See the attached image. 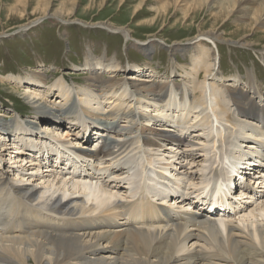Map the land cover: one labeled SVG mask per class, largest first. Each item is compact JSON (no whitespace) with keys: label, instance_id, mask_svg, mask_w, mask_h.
Instances as JSON below:
<instances>
[{"label":"rangeland","instance_id":"1","mask_svg":"<svg viewBox=\"0 0 264 264\" xmlns=\"http://www.w3.org/2000/svg\"><path fill=\"white\" fill-rule=\"evenodd\" d=\"M237 1L239 3L231 9L222 0H0V76L4 78L0 79V123L9 127L8 134L0 131V178H7L15 184L36 185L41 190L50 186L51 182L42 184L47 179L63 181L58 175L61 171L62 177L71 179L75 173L72 174L65 157L60 156L55 161L56 152L62 151L64 154L61 155L71 159L72 164L76 163L80 173L84 171V175L91 176L94 181L111 184L115 182L114 178L121 181V186L115 190L121 197L133 198L144 186L148 199L159 204L167 193V187L184 196L206 191L213 172H216L224 202L229 204V209L236 204L231 213L235 224L242 220L247 224L255 217L256 224L259 220L262 223L263 212L258 209L264 210V184L257 182L258 174L253 166L247 167L250 170L248 175H243L239 168L241 164H246L249 156L255 157L257 153H261L258 159L255 158L257 161L264 159V135L253 128L254 123L241 126L245 123L226 122V114H232L233 107L225 98L224 88L234 84L236 75L245 80L254 74L252 78L258 88L252 89L246 84L238 87L245 90L264 111V0ZM45 12L47 16L43 15ZM38 20L41 21L29 26ZM81 23L89 27H83ZM98 24L123 28L128 33L126 39L130 40L124 41L120 33L91 27ZM25 26L32 28L18 31L19 27ZM214 28L222 34L223 40L217 44L219 70L218 53L211 42H196L197 46L193 41L194 48L206 50L209 54L213 52L214 56L207 61L205 59L210 65L205 66L215 75L211 80L208 74L204 75L203 69H199L201 76L194 79L195 70H198L195 67L201 57L194 58L193 66L190 61L192 50L185 54L180 51L170 54L167 48L191 42L199 32ZM150 42L160 46L144 55L138 46ZM103 56L111 60L108 62L110 67L118 70L102 74V80L111 76L119 82L131 83L130 79L136 77L141 82L163 84L167 87L166 99L170 109L157 110L159 107L154 103L144 98L135 99L129 88L119 86L116 93L123 94V98L117 102L121 105L120 114L114 123L116 128H132L134 131L121 138L127 144L118 157L84 160L85 166L80 163L79 167V156L71 154L73 148L94 153L103 146V140L93 133L90 139L85 140V133L70 129L69 120L88 117L87 125L92 127L94 123L88 115L96 114L98 119H91L105 123L113 121L109 113L116 110L117 103L113 105L106 100L109 96L85 88L89 78L88 66L98 61L88 60L102 59ZM32 73L45 75L47 82L35 85L29 75ZM202 80H206L205 83ZM179 90L185 97V111L179 109ZM201 90L206 93L205 96ZM213 102L217 106L213 107ZM71 105L76 115L69 118L62 114L64 119L60 122L54 123L53 119L42 115L44 109L55 115L57 111L65 112ZM131 111L136 114L133 121L121 116ZM237 120L241 122L244 119L238 117ZM177 121L178 124L181 121L184 123L177 126ZM155 132L173 135L180 139V143L164 142L152 148L141 146L136 138L143 133L155 139ZM108 136L114 137L113 134ZM242 142L257 146L258 151H250ZM61 143H64L63 146H60ZM236 165L233 181L234 173L230 171ZM45 166H50L54 177H50ZM242 177L252 182H245ZM232 182L246 183L250 188L259 189V194L240 198V187L233 188ZM153 189L158 191L159 196L149 194ZM227 200L231 202L227 203ZM233 201L237 202L233 204ZM197 208L202 209V205Z\"/></svg>","mask_w":264,"mask_h":264},{"label":"bare ground","instance_id":"2","mask_svg":"<svg viewBox=\"0 0 264 264\" xmlns=\"http://www.w3.org/2000/svg\"><path fill=\"white\" fill-rule=\"evenodd\" d=\"M222 1L228 3L231 9L239 3L237 0ZM10 11L15 12L14 9H10ZM66 11L68 12V10ZM46 12L43 13V15H46ZM39 21L41 20L30 23L29 26L36 25ZM63 23L65 24L67 22L64 21ZM29 26L19 27L18 31H28L32 28ZM81 26L89 27L82 23ZM102 26V24H98L91 27L104 28L106 31L120 33L124 41L128 42V40H130L126 39L128 33L125 29L108 27L106 25ZM193 41L195 44L201 41L204 43L211 42L212 47H214L218 53L216 55L219 57L217 66V70H219L220 54L217 44L223 41L222 34L214 28L213 30L199 32L197 37L191 42L182 45H169V48H167L170 54L175 51H180L185 54L192 50L193 54L190 61L193 66L195 61L194 58L200 59L201 57L195 67H198V70L194 69L196 71L194 79L195 77L200 78L201 73L199 69H203L204 75L208 74L211 80H213L215 75H212V70H207L208 67L206 69L205 66L208 63L205 62V59L207 61V58L210 59V57L214 56L212 54L213 52L211 51L212 53L209 54L210 52L207 53L205 52L206 50L202 51L198 48H194ZM159 46L160 44L157 45L150 42L138 46V49L142 51L144 55H148L152 51L154 52L156 48L158 49ZM262 52L264 53V49ZM89 55L92 54L90 53ZM214 58H211L213 62ZM88 61L96 62L88 66L87 72L89 78L86 79L88 83L85 85V88L91 89L90 91L101 92L103 96H109L106 100L110 102V104L114 105V103L119 102L123 98V94L117 95L116 89L124 85L132 92L133 98L147 99L151 103H154L155 106L159 107L157 110H164L165 108L170 109V104H167V87L165 85L151 83L152 81L143 80L141 82V80L136 77L134 79L129 78L131 83L119 82L120 80H117L115 77L112 78L111 76L106 80H102V74L115 73V70L118 69H113L114 67L112 66L110 67V63L108 62L111 60L107 59L105 56H103L102 59L90 58ZM29 75L35 85L39 86L46 81V76L40 75V73H32ZM2 77L3 76H0V79H4ZM247 77L243 80L241 75H236L233 85L229 87L225 86V88L223 87L226 94L225 98H227L228 102H230L233 107V113L226 114V122L233 121L238 124L244 122L245 124H241V126H248V124L254 123L253 128L258 129L260 131L259 133L264 135V111L259 109L245 90L238 87L242 84H246L252 89L256 87L257 83L253 79L254 74ZM203 79H205V77ZM185 83L189 82L185 81ZM193 83H195V80ZM197 86H199L198 83ZM175 87L179 88L178 86ZM81 90L83 89H80V91ZM191 93H194V91H191ZM178 94L180 95L179 100H181V108L179 109L185 111L186 107L183 108L185 97L181 90L178 91ZM201 94H204L203 91ZM191 98L193 99V97ZM200 99H202V97ZM200 99L198 98V101ZM215 103L216 102H213V107L217 106ZM120 106L121 105L117 103L115 106L116 110L114 109L115 111L113 110L112 113H109L113 121H104L105 123L95 122V120H93L94 117L98 119V117L95 116L96 114L88 115L91 118L93 117V119L90 118L94 123H90L92 127H88L87 125V121L89 120L88 117L78 118V120H76V117L69 120L71 125L70 129L74 131L79 129L82 134L85 133V140L88 137L90 139L91 133L97 135V137L99 136L98 139L103 140V146L94 153L86 149L81 150L75 147L76 149L74 150L73 148V153L71 152V154H76L77 157L79 156L77 158V161L79 160L77 162L79 167H81L80 163L83 164L82 166H85L84 160L89 161L93 158L103 159V157L108 158L114 155L118 157L123 153L122 149L127 143L124 138V140L121 138L127 137V134L129 135L128 132L134 130H132V128H116L114 120L118 114H120ZM193 106L195 105L193 104ZM210 109H212V105ZM174 112L177 111L175 110ZM83 113L87 114L85 111ZM62 114L69 118L72 115H76L72 105L65 110V112L57 111L55 115L45 109L42 113L43 117L46 119H53V121H55L54 123L64 119ZM122 115L131 122L134 120L136 114L131 111L126 116L123 113L121 116ZM238 117L244 120L240 122L237 120ZM183 123L182 121L179 122V124ZM179 124L177 121L176 125L178 126ZM92 129L94 131H92ZM0 131L4 134H8L9 127L0 123ZM109 132L113 134L114 137L108 136L110 135ZM88 134L89 136H87ZM164 134L160 135L155 132L154 137L156 138H152L154 140L147 137V134L143 135V133L139 134L138 136L140 137L137 136L136 138L141 143V146L152 148L158 147L159 143L164 142L180 143V139L177 137ZM115 138L118 140H115ZM64 143L68 142L64 141ZM64 143H61L60 146H63L62 144ZM241 144L246 147L248 146L250 151H258L257 146L246 145L244 142ZM61 153L62 151L60 153L56 152L57 156L55 161H57V158L60 156L65 157L67 161L66 164L70 165L73 170L72 174L75 173V176L71 177V179L62 177L63 174L61 171L58 175H61L63 181L54 182L47 179L42 184L48 185L46 183L51 182L50 186L41 190V188H37L36 185L15 184L10 182L7 178H0V264H264V221L260 223L262 220H259L256 224L254 220H257V218L255 217V219L247 221V224H244L246 222L242 223L244 220L235 224L231 213L236 205L234 203L237 201L232 202L234 206L231 209L228 208L229 204L224 202L225 200L222 197L221 185L218 184L216 172H213L211 181L207 184L210 185L208 191H198L196 193H190L189 196H182L174 192L172 188L167 187L166 189L168 190L161 200L162 203L155 204V202L148 199L144 186L141 187L139 193L133 198L121 197L118 195V191H115L122 184L117 178L113 177L115 182L112 184L107 182L104 183L102 180L101 183L97 180L94 181V178H90L91 176L84 175V171L82 172L83 174L80 173V169L76 168V163L72 164L71 159L61 155ZM260 154L261 153H257L255 157L249 156V158L246 159V164H241L239 169L243 175H248L250 173L248 171L250 170L247 167L253 166L257 170V182L264 184V167H262L264 159H260L261 162L257 161ZM47 158L49 159L50 156ZM44 168L46 172L51 174V177L53 172L51 171L52 169H49L50 166H45ZM235 169H237V165L233 166L230 171L234 173L233 181L236 177ZM230 177H232V173ZM242 179H244L245 182H252L248 178L245 179L242 177ZM166 183L167 182H165V184ZM57 184H61V186L59 185L60 187H58ZM232 184L233 188L236 186L240 187L238 196L240 198L242 196L255 197L259 194V189L255 190L250 188L246 186V183L240 184L232 182ZM149 194L159 196L158 191L154 189L151 190ZM229 198L234 199V197L231 196ZM176 200L182 204L181 207L175 208L173 206V202ZM198 202L201 203L202 209L197 208ZM230 202L231 200L227 203ZM190 204L192 206L196 204L195 207H193V211L183 210L184 207H188V210L191 209ZM213 207L223 208V211L219 210L221 214H217V210H210ZM200 210H203V212ZM258 210L263 212L261 217L264 220V210ZM256 212H258L257 209ZM252 216L254 217V215Z\"/></svg>","mask_w":264,"mask_h":264}]
</instances>
